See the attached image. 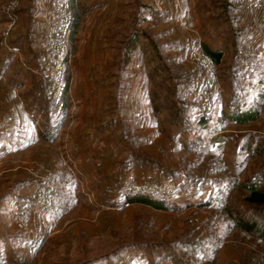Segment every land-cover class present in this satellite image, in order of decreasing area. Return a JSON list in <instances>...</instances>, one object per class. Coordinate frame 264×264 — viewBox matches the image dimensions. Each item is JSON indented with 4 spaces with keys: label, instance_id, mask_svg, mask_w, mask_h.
Segmentation results:
<instances>
[{
    "label": "rangeland",
    "instance_id": "1",
    "mask_svg": "<svg viewBox=\"0 0 264 264\" xmlns=\"http://www.w3.org/2000/svg\"><path fill=\"white\" fill-rule=\"evenodd\" d=\"M6 1L0 0V38L6 39L8 44L9 38L15 37L17 33H24L23 29L30 20L24 12L23 22L18 27L21 29L17 28L14 33L15 28L10 29L4 37L2 33L7 25V18L1 12V6L3 8ZM18 1V7L24 6L30 16L34 14L31 11L41 5L37 0ZM81 1L84 5L77 2L79 25L72 38L70 37V56L66 65L71 90H66L63 108L59 111L56 109V113L46 101L39 109V115H29L26 118L23 105L27 100L17 88L25 82L30 84L31 74L29 69L23 67L22 58L10 50L0 49V72L8 69L3 66L7 60L11 67L8 69L9 74H0V264H118L117 256L124 259L121 264H156L158 258H161V262L157 264H215V258L210 257L217 244L228 245V239L224 237L227 232H233L229 238L244 244L236 258H222L218 260L221 263L216 264H264V240L232 226L233 220L241 217L264 227V204H248L244 200L246 192L240 186L246 182L264 186V10H255L251 0L248 21L255 19L259 29L256 34H249L247 49L238 51L237 28L230 25V22L217 36L220 42H216L215 46L209 45L219 53L218 60L213 59L217 66L215 80L218 85L210 92L208 100L211 109L206 111L201 106V90L204 87L201 90L196 89L197 87L186 88L181 92L169 80L162 79L159 84L153 83L148 88L147 74L151 67L155 72H168L169 77L170 72H173L171 58L165 61L158 53H164L166 49L161 29L168 28L169 24L155 10H140L142 4L151 5L152 0H121L128 8L123 10L127 24L130 21V27L125 30L126 36L134 29L139 36L140 45L146 44L148 51H145L141 60L143 68L135 69L138 78L134 94L124 98L122 89L119 92L122 100L116 106L111 95L117 94L118 89L110 91V95L106 96V92L96 88L99 85L95 84L97 76L105 68V44L100 42L102 28L112 20L116 11H108L109 0ZM114 1L116 0L112 3ZM186 3H191V0H186ZM74 4L76 5V1ZM202 10L206 13L204 7ZM187 13L192 20V11L188 9ZM205 17L199 19V24L202 23L210 31ZM88 22L96 24L89 26ZM178 23L177 20L173 21L176 28ZM44 32L40 30L41 37ZM184 32L186 38L191 34ZM210 32L216 35L215 31ZM192 38L189 37L187 41ZM203 38L198 39L201 47L206 41ZM16 39L21 37L13 40ZM11 45L26 48L25 43L20 40ZM30 45L32 46V40ZM189 51L187 49L184 61L199 68L193 63ZM100 81L101 78L98 79ZM135 95L142 108H133V103L136 102L132 99ZM86 99L89 101L87 113L84 102ZM68 102L71 103L69 118L76 120V124L71 126V130L77 132L73 140L76 138L84 142L87 137L82 135V131L89 136V140H92V143H87L90 158H112L107 154L110 144L105 145L98 135L95 139L94 128L98 125L105 126L104 121L112 118L118 122L112 129L121 131L120 118H132L129 114L133 110L138 112L142 109L148 116V148L155 160L164 166L177 165L179 161V153L173 148L176 132L188 137L184 141L193 153L184 149L185 155L189 154L187 159H196L201 164L197 168V174L195 170H190L192 175L186 173L189 178L180 180L186 184L181 192H178L179 182L172 175H160L151 167L146 169V173L145 170H137L135 174L127 175V179L137 180L139 182L134 183L140 184L174 181L177 191L173 200L176 202H169L178 208L159 210L137 201L124 204V200V206L120 208H113L108 202L103 203L104 199L95 188L104 182L99 177V174H103H94V179L91 173L80 174V168L83 167L80 160L87 158L90 164L93 161L87 156V151L79 148L76 152L74 142L79 144L77 140L66 141L63 136L56 140V145L55 142H48L49 133L53 129L52 123L55 121L54 124L57 125ZM129 104L130 107L125 109ZM27 106L33 110L34 104L28 101ZM235 107L256 109L258 117L245 123H232L224 113L239 109ZM204 111L209 113L208 119L205 124H200L197 116ZM170 112L179 118L172 119ZM25 119L28 122L22 125L21 121ZM179 119H182L181 123ZM22 130L25 135L23 139V136L20 137ZM85 130L89 132L86 133ZM109 133L103 136L106 138L105 135L112 137L115 134L116 139L117 132ZM179 134L176 135L177 138ZM123 142L125 148L122 152L126 154L129 150L126 148L129 147L128 140ZM112 150L115 153L114 147ZM63 159L73 165L76 175L81 178L84 192L87 191L91 198L87 196L86 201L74 205L62 190L46 211L43 221L32 219L26 227H18L13 220V210L19 204L26 203L40 183L49 182L54 185L57 177L49 170L56 169L57 162H63ZM197 183L205 185L200 188ZM234 183H238L237 187H234ZM199 202L204 204L198 206ZM221 205H225V209ZM71 208L74 209L69 212ZM190 217H198L199 223H189ZM207 259H212V262Z\"/></svg>",
    "mask_w": 264,
    "mask_h": 264
},
{
    "label": "crops",
    "instance_id": "2",
    "mask_svg": "<svg viewBox=\"0 0 264 264\" xmlns=\"http://www.w3.org/2000/svg\"><path fill=\"white\" fill-rule=\"evenodd\" d=\"M112 1L113 0L107 1V3L109 4V6H107V9L108 11L112 9L116 12L113 13L112 20L109 23L104 24L102 28V36H100V42L105 44V58L103 59V66L105 68L101 72L99 71V76L96 75L97 80L95 84L99 85V87L96 86V88H100L101 91L106 92V96L110 95V91L118 89L117 94L111 95V100L116 106H118L122 100V97L119 94L122 89L124 98H129V96L134 94V91L137 88L136 80L138 78V74L135 69L143 68V63L141 60L145 51H148V49L146 44L140 45L138 41L139 36H137L136 31L134 29L132 30L130 35L126 36L125 30L127 27H130V21L129 24H127L128 20L126 19V14L123 10H127L128 8L121 0H116L114 1V3H112ZM36 2L42 4V6L39 9L36 8L35 10H32L31 12H33L34 14H31V16L24 6H21L20 8L18 7V9L16 10L18 13V20L14 27L15 30L13 31V33L16 32V29L19 27L20 23L23 22L22 17L24 16V12H26L30 22L27 27L23 29V31L25 30L24 33H17L15 37L11 39L9 38L8 45L4 44V41H6V39L0 38L1 50H10L9 45L17 42V40H20L26 45V48L22 47V45H18V51L10 50L11 53L14 52V54H16L20 59L22 58L21 60L23 67L29 69V73L31 74L30 84L27 85L25 82L20 88H17L18 91H22L23 97L25 100H27V103L28 101H31L34 104L33 110H30L28 108L27 103L23 105V111L27 115L26 118H28L29 115H39V109L47 101V96L45 92L49 91L48 86L45 85L42 81L44 80L45 74H43L39 45L41 42L40 30L44 31L47 18V7L49 6L51 0H37ZM77 2H80L81 4L84 3L81 0H76V8L78 4ZM152 2L153 3H151V5L142 4L143 8L141 7L140 10L143 9L144 12L147 10H155L156 13L161 16H164V21L169 24L168 28L161 29V34L164 35L163 41L165 43L164 46L166 47V49L164 50V53L161 51H159L158 53L160 54L161 58L165 61H167L169 57L171 58L173 64V72H170L169 77L167 76L168 72H155L151 67L147 74L148 88L152 86L153 83L158 82L157 84H159L162 79H166L169 80L172 85H175L178 89H180L181 92H183V90H185L186 88H194L195 86H198L197 88L199 90H201L203 87H206L209 97L210 92L217 87L218 83L216 84L217 81L215 80L213 84L206 85L204 82V78L202 77L203 74L201 75V71L199 72L193 64H189L184 61L183 58H185L186 51L187 49H189L187 40H189V37L199 39V37L203 36L204 41H208L203 42L204 45L215 46L216 42H220V38L217 37L219 36L220 31L225 30L226 27L229 25L228 22H230V25H234L237 28L236 35L238 37V40L241 42V46L248 48L247 44L249 42H247V39L249 34H256L259 29V27L257 28V21H254L255 19L248 21V13L250 12L249 10L251 0H229L228 4L225 7V12H223V7L221 5L220 0H191V3L189 4L186 3V0H152ZM202 7L206 9V13H204ZM188 9H190L193 13L192 20L189 17V13H187ZM204 17L206 18V20H208L207 24L211 28L210 31H215L216 35H214L213 32H210L205 29L201 21V25L199 24V19H202ZM176 20L179 22L177 28L173 25V21ZM88 23L89 26H94L96 24V22ZM78 25L79 22H77L75 31L77 30ZM185 25H187V27ZM184 31L191 32L188 38H186V32ZM16 37H21V39L13 40ZM31 40L32 46L30 45ZM219 50L222 51L221 49ZM69 56L70 53L67 56V62L69 60ZM9 64L10 61L7 60V62H5L3 66L5 68L8 67L9 69L11 68ZM8 69L3 72L9 74L10 70ZM3 72H0L1 76L5 75ZM163 76H165V78H162ZM99 78H101L102 81L98 82ZM68 80L69 81L67 83V89L68 91H70L71 83L69 78ZM25 91H27V94ZM16 94H18V92H16ZM106 99L105 103H107ZM69 100H71V97L69 98ZM133 100L134 102H136L133 103L134 109L138 107L142 108L140 101L137 100L136 95L133 96L132 101ZM84 102L85 105H87V113L89 101L88 99H86ZM69 105H71V103L68 102L63 114L60 115L57 120V125L55 126V121L52 123L53 131L49 133L48 142H55L56 145V140L60 139L61 136H63V139L66 141H71L73 140L74 136H76L77 132L75 130H71V126H74L76 124V120H74L73 117L69 118ZM72 105H74V103H72ZM129 107L130 104L125 106L124 108L128 109ZM71 108H74V106H72ZM122 112L125 111L122 110ZM129 116H131L132 118H123L122 120L124 121H122L120 118L119 124L122 127L120 129L121 131H118L117 129H112L116 124H118V122H116L115 119L112 118L106 119L104 121L105 126L98 125L94 128L96 132L94 138L96 139L98 135V138H101L100 141L102 140L105 145L108 146L110 144L111 148H107V154L112 156L111 159L101 158L98 156H92L90 158L88 154L89 151L87 143H92V140H89V136L84 135L83 131L82 135L87 137L84 142L76 138L73 140H77V142L79 143L77 144L74 142L76 152L79 148L82 151L83 149H85L87 151V153L85 152L87 156L90 159H93L91 164L94 166L95 163L94 168L91 169L92 165L89 163L90 160H88L87 158H84L83 160L81 159L80 165L83 167L80 168V174L91 173V177L93 179L95 177L94 174H103V176L99 174V177L101 180H104V182L99 183L95 186V188L98 192V195L104 199L103 203L108 202L109 204L114 206L113 208H120L124 206V204L121 203L122 192L124 191V184L128 182H139L134 179H127V177L129 176L128 173L135 174L137 170H145L146 173V169L149 167L156 169L160 175L164 176H170L173 173H176L174 178L176 179V181L179 182L178 187L180 188V191L178 192H181L183 189V185L186 186V184L183 183L184 181L180 180H186L189 178L188 176H186V173L189 170H195V173L197 174V168L201 164L196 159H187V157H189V154L185 155L184 149L190 151L191 154L193 153L190 147L186 145V141H184V138L188 139V137L180 135L177 131L173 137V148L179 153V161L177 165L173 166L162 165L160 162L155 160V158L150 153V148H148V116L145 115V112H143L142 109H140L138 112H136L135 110L131 111ZM41 119L43 118L41 117ZM54 119L55 117L52 118V120ZM81 120L83 119L81 118ZM21 122L23 125L25 124V122L28 121L27 119H25V121ZM49 125L51 126L50 123ZM85 132L88 133L89 131L85 130ZM109 132H117L116 139H114L115 134H112V137L109 135H105V138L103 136L104 134H108ZM177 134L180 135L178 138L176 137ZM24 136V130H22L20 132V137L23 139ZM126 139L128 140L129 144V147L126 148H129V150L126 154H123L122 149L125 148V145L122 144H125L123 141ZM116 144H118V147H116ZM113 147L115 153L112 150ZM66 151L67 150H65V152ZM122 154L123 157H121ZM101 155L103 156V154ZM72 166L73 165L68 164L67 161H64L63 159V162H57V170H49V172H54L52 175L57 177L54 181V185L56 188H58V192H62V190H64V192L72 199V204L79 205L81 201H86L88 199L87 196H89V198L91 197L87 191L84 192V187L81 178L76 175V172L73 170ZM189 184L190 183H187V185ZM197 185L198 187L202 188L205 184L197 183ZM89 191H91V189H89ZM172 202L175 203L176 201L173 200ZM201 203L203 202H199L198 206H200ZM176 207L178 208V206ZM72 209L74 208H71L69 212H71ZM227 239L228 240L226 244L228 243V245L223 244V246L221 244L220 246H217V248L214 249L213 254L210 257L215 258V264L221 263V261L219 262L218 260H222V258L228 260H233V258H236L237 254H239L240 248H242L241 246L244 244L241 241H234L229 237ZM119 247L122 246H118V248ZM116 259L118 260V264H121L124 261V259H120L119 256H117ZM159 262H161V258L157 259L156 264Z\"/></svg>",
    "mask_w": 264,
    "mask_h": 264
},
{
    "label": "built area",
    "instance_id": "3",
    "mask_svg": "<svg viewBox=\"0 0 264 264\" xmlns=\"http://www.w3.org/2000/svg\"><path fill=\"white\" fill-rule=\"evenodd\" d=\"M18 5V0H7L3 5L2 11L7 18V25L2 33L4 37L7 36L10 29H13L16 24ZM41 6L42 4L37 6V8L39 9ZM253 8L263 11L264 0H253ZM71 28L72 14L70 12L69 0H51L47 7L45 32L41 37L39 47L43 74L50 77L51 101L58 111L63 108L66 97V60L70 47ZM4 44L8 45L6 41H4ZM188 46L193 63L202 70L205 84H213L216 77V63L207 52L203 51L197 38L190 39ZM9 48L12 51L19 50L17 45H9ZM201 96V106L206 111H209L211 104L208 100L206 87L201 90ZM53 191L54 185L52 183H40L32 193L31 200L20 206H16L13 210L15 224L22 228L29 225L32 219L43 221L46 211L51 204ZM176 191V183L166 180L162 182L152 181L148 182V184L128 182L125 183L123 193L125 197L145 196L158 203H163L173 200ZM199 221L198 217L188 218V222L191 224H197Z\"/></svg>",
    "mask_w": 264,
    "mask_h": 264
},
{
    "label": "trees",
    "instance_id": "4",
    "mask_svg": "<svg viewBox=\"0 0 264 264\" xmlns=\"http://www.w3.org/2000/svg\"><path fill=\"white\" fill-rule=\"evenodd\" d=\"M75 1L76 0H69V4H70V12L72 14V28H71V38H72V35L73 33L75 32V27L77 25V21H78V18L80 16V12L78 11V9L75 7ZM221 1V5L223 7V12H225V7L226 5L228 4L229 0H220ZM130 35V34H129ZM134 35V34H133ZM203 50L208 52L212 59L214 60H218V57H219V53L217 51H214L213 49H211L209 46L207 45H204L203 44ZM236 47H239L238 51L240 50H244V49H247L245 47H242L241 46V42L238 40V37H237V46ZM238 61L235 62V64H237ZM198 69V71L200 72L201 68L199 67H196ZM202 71V70H201ZM66 80H67V83H68V78H67V71H66ZM43 83L45 85L48 86L49 88V91L45 92L46 96H47V101H48V106L52 107L56 113V107L55 105L52 103L51 101V94H52V91H51V84H50V77L45 75L44 77V80H43ZM66 83V84H67ZM196 87V86H195ZM198 87V86H197ZM67 88V86H66ZM198 89V88H196ZM235 108H239V109H236L234 111H228V113H224L225 117L230 121V122H234V123H245V122H249V121H253L255 119H257L258 117V110L256 109H253V108H247V109H240V107H235ZM64 110H65V106H64ZM54 113V114H55ZM206 113V114H205ZM63 114V110L61 112V115ZM174 114L175 113H171L170 112V117L172 119H178L179 117H177V115H175L174 117ZM208 115L209 113H207L206 111L204 112H201V114L199 116H197L199 118V123L200 124H205V121L208 119ZM180 123L182 122V119H179ZM183 127V126H182ZM182 130V129H181ZM50 131V129H49ZM53 130H51L50 132H52ZM192 171V170H191ZM188 174L192 175L190 173V170L187 172ZM176 175V173H173L172 174V177L174 178V176ZM237 184L238 183H234V187H237ZM246 192V195L244 197V200L248 203V204H256V205H261V204H264V186H260L258 183H255V182H246V183H242L240 185ZM226 187V186H225ZM232 187V186H231ZM58 188L55 187L54 185V191L52 193V201H51V204L53 203V201L55 200V198L57 197L58 195ZM178 191H180V188L178 187ZM122 195H123V192H122ZM31 200V197L30 199H28L26 201L29 202ZM123 203H129V202H132V201H137V202H142V203H146V204H149L151 206H153L154 208H157L159 210L161 209H165V208H169V207H176L174 206L173 204H171L170 202H163V203H158L156 201H152L146 197H142V196H134V197H123L122 198ZM72 202V201H71ZM122 203V202H121ZM124 203V204H125ZM50 204V206H51ZM204 203H201V206L203 205ZM22 204H19L18 206H20ZM49 206V208H50ZM225 205H221V208L225 209L224 207ZM48 208V209H49ZM232 226L235 227V228H238L242 231H245L247 233H250L252 235H254L255 237H257L259 240H264V227H261V226H258L255 222L251 221V220H248V219H244V218H241V217H238L237 219L233 220V223H232ZM231 233V234H230ZM233 232H227L225 234L224 237H229L232 235ZM221 244V243H220ZM220 244H217V246H219ZM201 258L200 259H203L202 256H200ZM209 257V256H208ZM214 259V258H213ZM112 260V259H111ZM205 260V259H204ZM207 261H211L212 262V259H207Z\"/></svg>",
    "mask_w": 264,
    "mask_h": 264
}]
</instances>
